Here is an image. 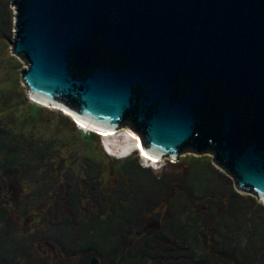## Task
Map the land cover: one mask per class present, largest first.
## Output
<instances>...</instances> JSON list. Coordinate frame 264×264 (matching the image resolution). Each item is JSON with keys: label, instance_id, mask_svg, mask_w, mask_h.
I'll list each match as a JSON object with an SVG mask.
<instances>
[{"label": "water", "instance_id": "obj_1", "mask_svg": "<svg viewBox=\"0 0 264 264\" xmlns=\"http://www.w3.org/2000/svg\"><path fill=\"white\" fill-rule=\"evenodd\" d=\"M13 4L31 99L127 126L155 159L209 152L264 202V0Z\"/></svg>", "mask_w": 264, "mask_h": 264}, {"label": "rangeland", "instance_id": "obj_2", "mask_svg": "<svg viewBox=\"0 0 264 264\" xmlns=\"http://www.w3.org/2000/svg\"><path fill=\"white\" fill-rule=\"evenodd\" d=\"M15 33L13 0H0V245L6 249L0 264H121L123 255L122 264H133L128 257L140 260L146 246L154 250L138 264L259 258L264 202L254 192L239 191L209 152L182 151L143 169L135 157L121 158L126 152L115 140L123 136L112 143L94 133L82 137L91 132L81 131L70 113L45 103L32 107L21 81L28 63L13 51ZM243 211L256 212L260 224L247 215L242 224ZM231 213L239 214L236 220ZM159 237L168 238L156 251Z\"/></svg>", "mask_w": 264, "mask_h": 264}, {"label": "trees", "instance_id": "obj_3", "mask_svg": "<svg viewBox=\"0 0 264 264\" xmlns=\"http://www.w3.org/2000/svg\"><path fill=\"white\" fill-rule=\"evenodd\" d=\"M32 101H34V103H32V104H30V105H32V107H38L39 109H40V107L39 106H41V103H39V102H36L35 100H33V99H31ZM79 129H81V131H84V132H91V133H85V134H81V136L82 137H86V136H89L90 138H92L93 137V135L94 134H96V135H98V136H100L99 134H97L96 132H94V131H90V130H85V129H83V128H81V127H79ZM94 133V134H93ZM101 137V136H100ZM89 138V139H90ZM102 145V144H101ZM102 149L104 150V148L102 147ZM132 157H135L137 160H138V162L141 164V162H140V160H139V157H138V155H137V153H133V154H130V155H127V156H124V157H121V158H123L124 160H126V159H130V158H132ZM215 164V163H214ZM215 166H216V164H215ZM141 168H145V169H150V167H147V166H142L141 165ZM156 176H158V174L156 175ZM188 181H189V178H188ZM260 211H261V209H259ZM238 211V210H237ZM122 212V211H121ZM239 212V211H238ZM240 213V212H239ZM0 214H2L1 213V206H0ZM232 214V216H234L235 218V220L237 219V217H238V215L239 214H235V213H231ZM252 214V215H251ZM251 214H250V217L248 216V213H247V211H243V212H241V217H243L242 219H240V221H241V223L242 224H244L245 223V221L247 222V219L248 218H246V217H249V219L251 218L252 220H253V223L254 224H256V225H258V224H260V222H259V220H257L256 219V212L253 214L252 212H251ZM130 215H131V213H130ZM247 215V216H246ZM134 215H131V217H133ZM246 216V217H245ZM222 218L223 217H221V220H222ZM220 220V221H221ZM196 228H200L199 227V225L196 223ZM220 225V224H219ZM120 227V225L119 226H117L116 228H119ZM234 227V224H233V226H232V228ZM197 229V230H198ZM236 230H238L237 228H236ZM222 231V230H221ZM196 232V231H195ZM209 232L210 233H212V230H209ZM205 234H208V232H204ZM215 236H217L218 237V233H217V235H215ZM215 236L213 237V242L211 243V245H212V247H213V245H214V247L216 248V250H218L219 248H218V242H216V240H217V238H215ZM219 236H221V235H219ZM181 237L183 238V240H186V239H189V238H187V237H185V236H182L181 235ZM167 238L168 237H163V239L161 240L160 239V237H159V241L160 242H158V240H156L157 242H156V251H159L160 249H162L163 248V246L165 245V241H167ZM196 239V238H195ZM68 240V242L69 243H72L73 242V240H71L70 238H68V239H66V241ZM113 242H114V240L113 241H111V245L109 246V247H111L112 246V244H113ZM261 243V242H260ZM259 243V244H260ZM262 247H263V245H262ZM262 247H261V250H262V252L260 253V256H259V258L257 257V259L256 260H254L253 259V257H251L249 260L248 259H243V260H241V261H237V264H264V250L262 249ZM154 247H152V246H146L144 249H143V251H142V253H141V259L142 260H144V261H146L144 258L145 257H143V256H146V255H148V254H150L151 252H153V249ZM264 248V247H263ZM2 249H5V248H2V246L0 245V256H1V251H2ZM6 250V249H5ZM4 250V251H5ZM242 252L244 253V254H250L249 256H251V251L250 252H248V253H246V251H245V249H242ZM132 255V254H131ZM5 256V253L3 252L2 253V259H3V257ZM146 257H148V256H146ZM125 258H127L126 256H122L121 257V259H120V262H121V264H122V262H123V260L125 259ZM128 259H129V262H131V260H132V262H133V264L134 263H139L140 262V260L139 259H136V254H133V256H132V258H130V257H128ZM92 260L93 261H97V263H99L100 262V258L98 257V256H94L93 258H92ZM119 262V261H118ZM116 263V262H115ZM180 263V262H179ZM117 264V263H116ZM181 264V263H180ZM200 264H202V263H200Z\"/></svg>", "mask_w": 264, "mask_h": 264}, {"label": "bare ground", "instance_id": "obj_4", "mask_svg": "<svg viewBox=\"0 0 264 264\" xmlns=\"http://www.w3.org/2000/svg\"><path fill=\"white\" fill-rule=\"evenodd\" d=\"M45 105H49V104H45ZM57 107V106H56ZM63 109V108H62ZM65 110V109H63ZM66 112H68L67 110H65ZM69 113V112H68ZM72 115V114H70ZM73 116V115H72ZM74 120L76 121L77 124H80V125H83L85 126L86 129H95L99 132H102V133H105L107 134V138L106 140H109L110 141H114L113 139L114 138H117V137H124L126 140L122 141L123 139H120V138H117V140H115V143H117L118 145H121L120 147H123L124 146V149L123 151L125 150H132V151H135L136 148L140 149L141 150V154L142 156L144 157L145 161L148 162L149 164L151 163H154L155 164V158H152L148 155H146L142 148H141V145H140V141H139V138L137 136V134L133 133L127 126L126 127H122V128H117V129H114V130H110V131H104V130H100V129H96V128H93V127H90L86 124H84L83 122H81L80 120H78L76 117H74ZM110 136H113V138H111ZM118 141V142H117ZM130 148V149H129ZM114 149V148H113ZM112 149V151H113ZM124 151V152H125ZM114 152V151H113ZM115 153V152H114ZM144 154V155H143ZM121 156V155H120ZM160 158V157H159ZM158 160H161V158ZM154 161V162H152Z\"/></svg>", "mask_w": 264, "mask_h": 264}, {"label": "clouds", "instance_id": "obj_5", "mask_svg": "<svg viewBox=\"0 0 264 264\" xmlns=\"http://www.w3.org/2000/svg\"><path fill=\"white\" fill-rule=\"evenodd\" d=\"M74 120V119H73ZM141 150L140 149H138V148H136V150L135 151H128L125 155H123V156H127V155H130L132 152H134V153H137V155H138V157H139V160H140V162L142 163V162H144L145 164H144V166H147V167H150V168H154L151 164H149L148 162H146L145 161V159H144V157L142 156V154H141V152H140ZM160 163V161L157 163V164H159Z\"/></svg>", "mask_w": 264, "mask_h": 264}]
</instances>
